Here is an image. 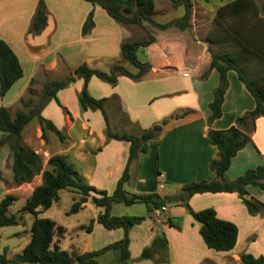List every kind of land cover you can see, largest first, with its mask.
Returning <instances> with one entry per match:
<instances>
[{"label":"crops","instance_id":"crops-1","mask_svg":"<svg viewBox=\"0 0 264 264\" xmlns=\"http://www.w3.org/2000/svg\"><path fill=\"white\" fill-rule=\"evenodd\" d=\"M10 1L15 4L9 6L7 4L9 1L0 0V38L17 57L21 67V77L9 87L3 96L10 93L9 101L4 102V106L8 109L10 100L23 95L30 79L36 82L38 77L42 78L41 73H44L42 70L46 73L43 75L49 76L55 73V76L50 79L64 77L69 70L80 63L104 71V68L93 64L100 60L101 56L108 59L104 64L107 65L105 70L107 71L113 63L120 61L119 52L116 53L115 47L118 48L122 40L132 41L131 26L123 27L117 24L115 26L109 22L112 25L113 34L108 37L112 43L107 46L106 34L101 33L102 30L98 28L95 19L96 14L99 15L102 9L96 5L87 4L85 1L83 4L74 0H53L54 2L43 0L46 8L45 25L38 34L31 35L27 33V27L37 0ZM55 1L57 4H54ZM210 2V0L203 1L202 13H207V17H211L217 7L230 1L215 0L213 4ZM48 3L52 6L48 7ZM75 5L78 7L74 9ZM9 8H16L17 13L12 16L8 11ZM71 8L75 12H81L82 8L83 11L76 18L72 14L69 16L68 9ZM90 10L93 13V27L87 34L81 35L79 33L80 24ZM192 14L193 9L189 26L183 30L175 27L148 28V32L154 38L153 42L139 49L137 56L140 55L138 59L149 64V70L138 81L118 76L116 83L110 86L91 76L86 83L87 92L93 98L108 97L111 94L115 96L117 102L120 103V108L131 122L130 125L135 124L139 131L158 123L165 117L185 112L178 118L169 119L162 126L159 136L156 139H149L146 142L145 151L133 161L135 172L128 170L127 182L132 179V183L135 184L133 190L135 194L155 191L161 196H169L178 192L182 185L190 181L212 179L214 173L208 167V163L216 156V150L207 142L206 130L208 128L225 129L233 124L237 116L253 108L250 95L234 76L235 74L228 71L227 86L221 103V115L209 123L206 122L209 115L207 105L212 98V90L218 83V75L214 69L208 68L210 56L207 43L198 34L200 30L203 33L204 26L196 22ZM73 18H76L74 29H77V32L69 35L71 33L69 30L73 28L71 25ZM208 24L209 22L205 20L204 25L209 26ZM75 42L80 44L77 43L79 48L73 51H80L79 55L60 52V58L56 60L54 57L46 59L47 53L44 51L34 53L35 51L32 50H38L42 46L65 48ZM96 48L102 50L99 52ZM58 59L62 63L59 70L56 67ZM120 63L132 73L134 72V69L124 61ZM175 77L189 79L181 87V84H174L176 83ZM40 81L43 82V79ZM81 85L82 79L77 78L67 87L56 92L57 100L61 106L65 107L68 114L60 112L53 100L48 101L41 109L40 115L50 120L62 132L64 140L60 142L53 134L46 132V145L39 147V151L45 155L44 164L51 154L64 156L89 185L110 194L125 165L128 143L105 138L104 122L98 110L79 111L76 95ZM115 106L118 107V104ZM33 125L36 127L37 124ZM27 126L24 127L22 135ZM3 147L5 149L7 146ZM256 165L264 166V116H257L254 119L249 142L231 157L225 177L231 180L242 174L245 169ZM31 182V187H28L29 190L25 192L26 197L40 180L38 182L31 180L21 185L27 186ZM246 190L251 197L260 201L264 206V196L261 190L255 186H246ZM187 204L193 210L211 207L216 217L235 224L237 235L234 246L228 251H214L207 248L197 232V224L189 223L192 219L185 208L178 203H173L175 209L168 210L165 204V211L157 219L149 213L139 224L130 227L127 233L129 258L121 263L153 264V259H139L138 256L141 249L148 246L153 236L159 233H163L166 239V257L169 264H240L239 256L242 253H249L252 256L264 254L263 245L256 243L260 237L256 234V226L264 229V212L249 215L235 192L193 194L187 200ZM84 211L86 215L89 214L86 220L90 222L102 211V208L92 204L87 197L84 206L76 213ZM23 217L22 215V222H24ZM176 220H180V224ZM181 221L188 223V228L184 227ZM77 226L85 227L86 225L78 224ZM99 227L102 226L94 220L88 231L89 236L81 238L67 236L69 242L65 243L64 248L69 252L80 254L100 249L122 236L120 228L105 229L111 236H90L92 231ZM29 237L25 236L19 251L27 243ZM64 237L57 241L60 249L63 243L61 241L66 239ZM71 237L80 240V245L71 241ZM263 237L261 236V239ZM14 255L17 253L8 258ZM114 255L115 260L118 261L116 254ZM22 264L30 263L22 262Z\"/></svg>","mask_w":264,"mask_h":264},{"label":"trees","instance_id":"trees-1","mask_svg":"<svg viewBox=\"0 0 264 264\" xmlns=\"http://www.w3.org/2000/svg\"><path fill=\"white\" fill-rule=\"evenodd\" d=\"M82 1L98 6L112 21L123 27L141 26L142 22H146L156 29L175 27L183 30L189 26L191 0H168L173 6L182 4L184 11L179 18L164 23H158L152 19L153 0ZM244 16L257 23V27L259 26L258 31H251L249 36L247 32H242L235 26L229 25L224 30L232 34V39L239 44L238 51L215 52L207 45L210 56L208 68L217 72L218 83L213 88L212 98L207 105L209 115L206 122L209 123L221 115V103L227 86L226 75L228 71L235 72L237 79L252 98L253 108L237 116L233 124L225 129L208 128L206 130V140L216 150V156L208 163V167L214 173L213 178L208 181H190L182 185L180 190L172 195L161 196L155 191L127 194L122 189V184L129 178V163L145 151L146 142L149 139H156L162 126L169 119L178 118L185 112L165 117L158 123L141 129L138 134L116 132L112 130V123L109 122L107 107L110 103L118 104L117 98L115 96L93 98L86 89V83L91 76L106 82L110 86L116 83L118 76H125L133 81L141 79L149 70V64L138 59L137 51L153 42L154 38L149 32L145 33L144 38L132 41L122 40L119 43L120 61H124L131 66L134 69L133 73L121 65L120 61L113 63L107 71L91 68L85 63H80L69 70L64 77L45 79L41 83L38 106L29 108L27 111L15 109L12 114L7 107L0 106V146L5 144L10 152L9 170L12 183H28L33 176L40 173V182L32 187L25 198L24 204L15 214H7V207L15 200V196L6 193L0 199V227L22 222V215L25 213L32 216L29 227L30 237L27 243L22 247L20 253L13 258H7L5 249H3L0 252V264H21L22 262H29L30 264H97L95 261L96 256L108 250L115 251L117 260L124 262L129 258L127 233L130 227L139 224L152 210L164 206L166 203H178L185 208L192 221L197 224V232L207 248L214 251H228L234 246L237 235L235 224L216 217L211 207L193 210L188 206L187 200L193 194L235 192L249 215L264 212L263 204L251 197L246 190V186H255L261 190L264 196V166L256 165L247 168L242 174L231 180L225 177V171L229 166L231 157L249 142V133L253 129L254 119L257 116H264V86L258 81L257 75H253V78L245 77L240 67L242 65L241 54H248L252 57L264 56V23L256 19L255 0H232L217 7L214 12L215 19ZM45 22L46 8L44 1L37 0L29 20L27 33L31 35L38 34L44 27ZM92 27V12L88 11L81 24L80 34H87ZM43 72L46 74L45 71ZM20 77L21 67L17 57L0 38V98ZM77 78L82 79L81 88L76 95L79 111L98 110L104 122L105 138L128 143L125 165L110 194H107L105 190H98L89 185L60 154L49 155L45 161V167L41 169L38 154L21 141L22 131L30 123L38 124L41 137L44 140L46 132L53 134L60 142L64 140L62 132L50 120L43 118L40 111L48 101L53 100L63 113L68 114L65 107L61 106L57 100L56 92L67 87ZM31 82L32 79L28 83ZM27 92L31 93L32 91L27 89ZM30 101L28 99L27 103H30ZM62 189L77 194L73 198L67 213H75L81 209L88 197L92 204L102 208V211L96 216V222L107 230L120 228L122 230L121 238L106 244L100 249L80 254L60 249L57 241L65 236L66 228L49 218L40 217L38 214L58 199V191ZM113 202H122L123 204L141 202L145 205V213L140 215H110L109 209ZM91 221L84 227L87 232L90 231ZM166 247V239L163 233H159L153 236L148 246L141 249L138 257L139 259H153V264H169L166 257ZM239 259L240 264H262L264 263V254L252 256L249 253H242Z\"/></svg>","mask_w":264,"mask_h":264},{"label":"rangeland","instance_id":"rangeland-1","mask_svg":"<svg viewBox=\"0 0 264 264\" xmlns=\"http://www.w3.org/2000/svg\"><path fill=\"white\" fill-rule=\"evenodd\" d=\"M7 1H9L7 2L9 6H13L15 4L14 2L10 0H7ZM74 1L84 4V1H80V0H74ZM210 1H211L210 2L211 4L215 3V0H210ZM222 1L228 2L231 0H222ZM153 2L155 4V8L152 10L151 16H152L153 21L155 22L163 23L166 21H170L172 19L179 18L183 14L184 8L182 4L173 6L168 0H153ZM193 3L194 5L192 6ZM54 4H57V2L55 1ZM51 6L52 5L48 3V7H51ZM255 6H256V19L261 20L264 23V0H255ZM77 7L78 6L75 5L74 9ZM203 7H204V4L202 0H197L193 2L191 1L190 14L193 9V14H192L193 19L196 22H200L201 24H203L204 26L203 33L200 30L198 34L201 38L205 40L207 45L210 46L212 51L229 52L231 50H234V51L239 50V44H237L232 39V34L224 31L225 29L228 28L229 25L232 27L235 26L239 28L242 32H247L249 36H250L251 31L253 30L258 31L259 26L257 27V23H254L255 21L254 20L252 21L251 18L244 16V17H235V18L233 17L225 18L224 17L223 19L222 18L215 19L214 14L213 15L211 14V17L210 16L207 17V13H202ZM68 10H69V16L70 14H72L73 17L75 16L76 18H78L79 17L78 15L79 13L83 11V8H82V11L80 10L81 12L72 11V8ZM98 10H101V9H98ZM8 11L9 13L12 14V16H14L17 13L16 8H9ZM76 11H79V10H76ZM100 12L101 13L99 15L96 14L95 19L97 20L98 28L102 30L101 33L106 34L107 38H105V43H107V46H110L112 42L109 41L108 37H110V35L112 36L113 30H112V25L109 22H112L115 26L117 25L114 21H111V19L102 10ZM163 12L164 14H162ZM76 18H73V21L71 23V25H73V28L69 30L71 31L69 35L77 32V29H74V26H75L74 19ZM92 20H93V13H92ZM205 20L209 22L208 24L209 26L204 25ZM196 22H195V25H196ZM150 27L151 26L146 22H142L141 26H132L131 40H134V39L137 40V39L144 38L146 36L145 33H148V28ZM251 39H252V36H251ZM77 43L79 42H75L73 45H68L65 48L63 47L50 48L48 46L46 47L42 46L38 50L37 49L36 50L32 49V50L35 51L34 53H40L44 51L47 53L45 55L46 59L48 58L49 60L52 57H54V59L56 60V58H60L59 56L60 52H63L65 54L69 53V54L79 55L80 51L78 50H76L75 52L73 51L75 48H79L77 47ZM109 49L113 51L112 48H109ZM115 49H116V53H118V48L115 47ZM101 50L102 49L100 48L97 49V51L99 52ZM138 57L140 58L141 56L139 55ZM241 58H242V65H240V67H241L242 74L247 78L249 77L253 78L254 77L253 75H257L258 81L260 82L261 85L264 86V61H262L264 60V56L260 55L259 57H252V56H249L248 54H243V55L241 54ZM107 60L108 59L100 56V60H98L97 62L96 61L93 62V64L98 65V67H102L106 70L107 65H104V64L107 62ZM56 67L58 68V70L61 69L62 67V63L59 59L57 60ZM43 71L44 70H42V72ZM230 72L235 74L234 71H230ZM41 74H42V78L38 77L36 82L34 81V79H32V82L27 84L26 88L31 89L32 91L31 93L27 92V89H25V92L23 93L22 96H20L19 98L10 100V105H9L8 110L10 111L11 114L13 113L15 109H21L23 111H27L29 108H34L38 106L40 102V86L42 83L40 80L43 79L44 81V79H50L51 77L55 76V73L54 74L51 73L49 74V76L43 75L44 73H41ZM234 76H236V74ZM174 79L176 82L174 84H181V87H182L188 81L189 78L175 77ZM9 94L10 93H8V95H6L5 97L0 98V106H4V102L5 101L7 102L9 98L8 97ZM110 96H112V94ZM28 99L31 100L30 103L29 102L27 103ZM59 111L62 112L60 107H59ZM107 113L109 115V122L112 123V130L116 132H125L128 134H138V131H139L138 127L135 126V124L130 125L131 122H129V120L127 119V115L120 108V103H118V107L115 106V103H110L109 106L107 107ZM33 124L35 123L28 124V126L26 127L24 131V134L22 135L23 137L21 138V141L28 148L33 150L35 153L37 151L36 154H38L40 158L41 169H42L45 167V164L43 161V158L45 155H43L42 152L39 151V147L46 145V141L41 137L38 124L36 125V127H34ZM3 146H6V145L0 146V199L8 191L11 194H13L15 196V200L7 207V214H15L16 211L19 208H21L22 205L24 204L25 197H26L25 192L26 190H29L28 187H31L32 182L27 186L12 183L11 174L9 170V164L11 161L10 152L7 147L4 149ZM134 169H135V165H134V162L132 161L128 165V170L135 172ZM155 170L156 169L154 168V171ZM31 180L38 182V180H40V173L33 176ZM112 189H114V187ZM122 189L127 194H132L133 190L135 189V184L132 183V179H130L129 182L125 181L122 184ZM76 195H77L76 193H73L72 191L67 190V189L59 190L58 199L53 201L48 208L42 210L38 214L40 217L49 218L55 223L63 225L66 228L65 237H64V239L65 238L66 239L65 241H61L63 242L61 243V248L62 250H65L67 252H69V250L64 248L65 247L64 245H66L65 243L69 242L67 236H78L80 238L82 236H89L88 232L85 231L83 226L81 227L77 226L78 224H85L87 226L89 224V221L86 220V217H88L89 214L86 215L85 211L82 213L80 212L67 213L69 206L73 198L76 197ZM166 204H167L168 210H170V208H172V210L175 209L173 208L174 207L173 203H166ZM144 213H145V205L141 202H135L132 204H123L122 202H113L109 209V214L113 216L140 215ZM23 216H24L23 217L24 222H20L16 225H5V226L0 227V252L3 249H5V255L7 258L15 253L18 254L20 252L19 251L20 245L22 241L25 239V236H29V227H30L29 221L32 217L29 213H25L23 214ZM96 216L94 218L95 221H96ZM94 220L91 221V225ZM176 222L180 224V220L178 221L176 220ZM181 223L184 227L188 228V223H186L185 221L183 222L181 221ZM189 223L194 224L192 220ZM256 231H257L256 232L257 236H260L256 240V243L262 244L264 248V237L263 239H261V236H264V229L261 228L260 226H256ZM90 236H111V235H109L108 231H106L103 227H99L96 230L94 229ZM70 240L77 243L78 245H80L81 243L80 240H77L74 237H71ZM114 254H115V251L113 250L105 251L104 253L96 257L95 261L98 264H127V263H121V262L116 261ZM13 257H15V255Z\"/></svg>","mask_w":264,"mask_h":264},{"label":"built area","instance_id":"built-area-1","mask_svg":"<svg viewBox=\"0 0 264 264\" xmlns=\"http://www.w3.org/2000/svg\"><path fill=\"white\" fill-rule=\"evenodd\" d=\"M164 211H165V206H160L159 208L152 210L151 216L157 219L160 216V214L163 213Z\"/></svg>","mask_w":264,"mask_h":264}]
</instances>
